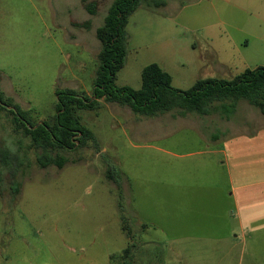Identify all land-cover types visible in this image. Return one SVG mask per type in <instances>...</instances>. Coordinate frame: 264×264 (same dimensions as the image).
Returning a JSON list of instances; mask_svg holds the SVG:
<instances>
[{
	"label": "rangeland",
	"instance_id": "obj_1",
	"mask_svg": "<svg viewBox=\"0 0 264 264\" xmlns=\"http://www.w3.org/2000/svg\"><path fill=\"white\" fill-rule=\"evenodd\" d=\"M161 1L164 6H140L129 19L119 87L140 89L142 70L153 63L183 91L199 79L232 80L264 67V0ZM91 2L96 15L83 0H0V90L30 121L56 115L58 89L92 95L102 49L97 30L114 0ZM102 103L81 113L100 152H63L62 169L40 168L29 141L16 143L21 136L12 116L0 115V147H10L24 164L14 162V171L0 161V264H112L131 244L132 264L144 263L143 249L150 264H264V230L249 234L264 227V115L257 108L241 101L230 120L180 118L175 111L153 118ZM109 169L119 186L107 178ZM214 169H224V177L211 179ZM207 179L223 190L230 182L239 187L246 217L240 241L228 238L211 255L199 230L169 229L189 211L202 213V202H188L186 189ZM140 220L166 231L141 233Z\"/></svg>",
	"mask_w": 264,
	"mask_h": 264
},
{
	"label": "trees",
	"instance_id": "obj_2",
	"mask_svg": "<svg viewBox=\"0 0 264 264\" xmlns=\"http://www.w3.org/2000/svg\"><path fill=\"white\" fill-rule=\"evenodd\" d=\"M83 0L85 9L90 15H96L95 2ZM114 0L104 25L97 30V37L102 44L99 53V66L96 71L92 95L78 93L71 89L56 90L57 113L50 120L35 123L29 120L28 113L11 103L0 90V115L8 113L12 116L11 123L16 136H21L16 143L22 147L23 140L29 141V149L36 153L37 163L45 169L55 166L62 169L67 158L63 152L78 149H92L100 152L95 134L83 125L81 113L97 111L106 103L127 106L138 115L158 117L175 111L178 117L185 118L188 114L209 116L219 114L222 119L230 120L238 104L246 101L264 115V67L246 69L232 80L199 79L188 90H180L173 86L172 76L160 65L153 63L142 70V86L135 90L131 87H119L116 84L118 73L124 68L128 55L127 25L130 17L142 5L148 7L164 6L161 0ZM0 161L5 169H13L14 162L19 167L23 161L19 154L10 147H0ZM1 174V173H0ZM107 178L118 186L119 181L114 169H109ZM17 195L20 188L14 189ZM123 230L130 236L131 232L122 216ZM129 245L123 255L112 257V264L120 260V264H132Z\"/></svg>",
	"mask_w": 264,
	"mask_h": 264
},
{
	"label": "crops",
	"instance_id": "obj_3",
	"mask_svg": "<svg viewBox=\"0 0 264 264\" xmlns=\"http://www.w3.org/2000/svg\"><path fill=\"white\" fill-rule=\"evenodd\" d=\"M209 79V78H208ZM196 83V82H195ZM217 140H219L217 138ZM216 172L211 177L218 178V173L224 177V169H214ZM254 185H257L255 182ZM251 186V185H250ZM178 188V186H176ZM240 189L236 187L232 182L228 185L227 190H223V187L219 184L218 181L210 182L209 180H202L200 182L194 183L192 186L187 188L186 192V200L194 204H198L199 201L201 203L202 213L192 215L189 211L182 223H178L177 219L170 222L169 229H188L193 231H200L201 237L206 240V244L204 245V253L211 255L213 252L217 250V247H222L225 245V242L228 238H231V242L240 241L241 232L243 229V222L246 217H243L240 210V199L236 198V191ZM178 190V189H177ZM229 190V195L227 194V200L225 199V194ZM174 194V193H173ZM171 194V195H173ZM172 199V197H171ZM191 207V205H187ZM173 219V218H172ZM182 220V219H181ZM236 222L237 226L234 225ZM157 231L160 233H165L166 229L162 226L157 224L147 223L140 220V232H147V231ZM264 230V227L260 230L257 229H250L249 234L255 235L260 233L258 231ZM140 233V234H141ZM239 233V234H238ZM188 237L191 238L197 237V235L192 233H187ZM128 235V234H127ZM130 238V236L128 235ZM135 247V246H134ZM141 250V249H140ZM254 250V249H253ZM144 251L142 253V264H150L146 263L143 259V255H149L148 251ZM232 252V246L229 248V254ZM255 252H252L254 255ZM203 264H221L219 262H210L206 261Z\"/></svg>",
	"mask_w": 264,
	"mask_h": 264
}]
</instances>
